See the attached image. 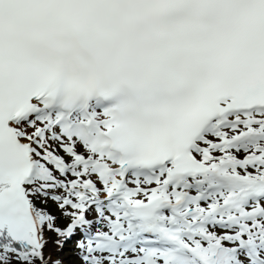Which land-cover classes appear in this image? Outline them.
Returning <instances> with one entry per match:
<instances>
[{"label":"snow or ice","instance_id":"6c2138e0","mask_svg":"<svg viewBox=\"0 0 264 264\" xmlns=\"http://www.w3.org/2000/svg\"><path fill=\"white\" fill-rule=\"evenodd\" d=\"M0 264H264V0H0Z\"/></svg>","mask_w":264,"mask_h":264}]
</instances>
